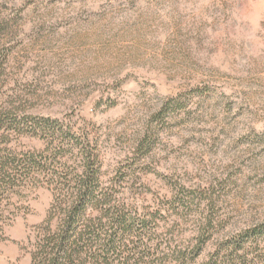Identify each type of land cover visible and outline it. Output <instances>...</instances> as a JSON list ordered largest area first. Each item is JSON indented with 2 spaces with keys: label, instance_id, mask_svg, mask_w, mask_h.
Segmentation results:
<instances>
[{
  "label": "rangeland",
  "instance_id": "374dc122",
  "mask_svg": "<svg viewBox=\"0 0 264 264\" xmlns=\"http://www.w3.org/2000/svg\"><path fill=\"white\" fill-rule=\"evenodd\" d=\"M0 152L48 176L0 197V264L86 153L142 264H264V0H0Z\"/></svg>",
  "mask_w": 264,
  "mask_h": 264
},
{
  "label": "trees",
  "instance_id": "16d2710c",
  "mask_svg": "<svg viewBox=\"0 0 264 264\" xmlns=\"http://www.w3.org/2000/svg\"><path fill=\"white\" fill-rule=\"evenodd\" d=\"M2 152L0 197L15 184L23 183L35 169L44 179L48 178L44 165L34 156L20 164L16 159L10 162ZM82 162V172L74 180L51 177L49 182L55 183V203L37 232L30 264H142L144 257L154 256L156 252L147 245L136 250L125 243L133 223L118 208L113 193L102 188L98 157L86 153ZM143 236L141 232L135 237ZM172 254L180 264L193 260V252ZM238 260L228 255L222 262L217 254L207 264H236Z\"/></svg>",
  "mask_w": 264,
  "mask_h": 264
}]
</instances>
